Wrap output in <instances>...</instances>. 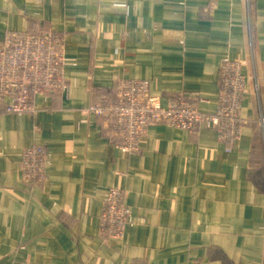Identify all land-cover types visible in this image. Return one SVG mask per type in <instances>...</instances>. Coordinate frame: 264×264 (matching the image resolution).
<instances>
[{
  "label": "crops",
  "instance_id": "crops-1",
  "mask_svg": "<svg viewBox=\"0 0 264 264\" xmlns=\"http://www.w3.org/2000/svg\"><path fill=\"white\" fill-rule=\"evenodd\" d=\"M10 30L62 36L67 91L33 95L32 113L0 100V264H264V0H0V42ZM224 60L241 64L249 115L231 144L156 124L128 151L88 113L118 80L212 113ZM32 146L39 184L21 170ZM111 188L129 209L117 239L98 221Z\"/></svg>",
  "mask_w": 264,
  "mask_h": 264
},
{
  "label": "built area",
  "instance_id": "built-area-1",
  "mask_svg": "<svg viewBox=\"0 0 264 264\" xmlns=\"http://www.w3.org/2000/svg\"><path fill=\"white\" fill-rule=\"evenodd\" d=\"M64 41L56 33L6 31L0 42V100L14 113L34 112L31 97L35 94L67 91L62 75ZM217 103L212 113L203 112L206 99L179 97L161 107L157 98L148 95L145 81L118 80L115 98L101 96L88 107V113L108 115L113 133L121 139V148L135 151L147 128L167 124L191 134L213 130L218 140L231 144L249 123L242 108L245 78L241 64L224 60L218 68ZM229 153V147L225 150ZM23 179L39 184L44 175V150L32 146L21 155ZM123 190L109 189L98 221L100 234L107 239L120 238L128 224L129 209Z\"/></svg>",
  "mask_w": 264,
  "mask_h": 264
}]
</instances>
